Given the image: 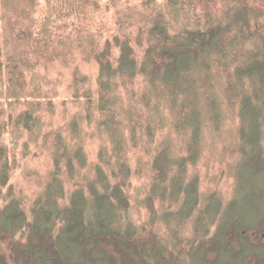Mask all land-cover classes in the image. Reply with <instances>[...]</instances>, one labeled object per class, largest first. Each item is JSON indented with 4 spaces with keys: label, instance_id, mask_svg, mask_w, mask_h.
<instances>
[{
    "label": "trees",
    "instance_id": "1",
    "mask_svg": "<svg viewBox=\"0 0 264 264\" xmlns=\"http://www.w3.org/2000/svg\"><path fill=\"white\" fill-rule=\"evenodd\" d=\"M7 257L264 264V0H0Z\"/></svg>",
    "mask_w": 264,
    "mask_h": 264
},
{
    "label": "rangeland",
    "instance_id": "2",
    "mask_svg": "<svg viewBox=\"0 0 264 264\" xmlns=\"http://www.w3.org/2000/svg\"><path fill=\"white\" fill-rule=\"evenodd\" d=\"M115 258L116 257H109L107 260L104 261V263L101 264H120L119 261ZM4 261L7 262V264H13L11 263V259L9 257L5 258Z\"/></svg>",
    "mask_w": 264,
    "mask_h": 264
}]
</instances>
